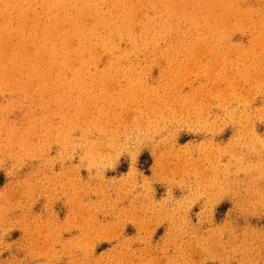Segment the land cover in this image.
Wrapping results in <instances>:
<instances>
[{
	"label": "rangeland",
	"instance_id": "rangeland-1",
	"mask_svg": "<svg viewBox=\"0 0 264 264\" xmlns=\"http://www.w3.org/2000/svg\"><path fill=\"white\" fill-rule=\"evenodd\" d=\"M51 1L0 0V264H264V0Z\"/></svg>",
	"mask_w": 264,
	"mask_h": 264
},
{
	"label": "bare ground",
	"instance_id": "bare-ground-1",
	"mask_svg": "<svg viewBox=\"0 0 264 264\" xmlns=\"http://www.w3.org/2000/svg\"><path fill=\"white\" fill-rule=\"evenodd\" d=\"M8 1V0H7ZM17 1V0H16ZM53 1V0H52ZM51 1V2H52ZM111 1V0H110ZM10 2H11V0H10ZM12 2H13V0H12ZM15 2V1H14ZM24 2V1H23ZM46 2V1H45ZM82 2V1H81ZM84 2H85V0H84ZM89 2V1H88ZM38 3V2H37ZM13 4V3H12ZM45 4V3H44ZM48 4H50V2L48 3ZM7 5H8V2H7ZM45 5H47V3L45 4ZM218 5V4H217ZM220 5V4H219ZM9 6H10V4H9ZM17 6V5H16ZM107 6V5H106ZM105 6V7H106ZM120 6V5H119ZM7 7V6H6ZM11 7V6H10ZM27 7V6H26ZM201 7V6H200ZM221 7V6H220ZM2 8V7H1ZM92 8V7H91ZM7 9H8V7H7ZM12 9V8H11ZM31 9V8H30ZM61 9V8H60ZM10 10V9H9ZM50 10V9H49ZM92 10V9H91ZM7 11V14H8V10H6ZM14 11V10H13ZM12 11V12H13ZM27 12L28 11H30L29 9L28 10H26ZM32 11V10H31ZM219 11V10H218ZM227 11V10H226ZM2 12V11H1ZM3 12H4V10H3ZM11 12V11H10ZM18 12V11H17ZM60 12V11H59ZM5 13V12H4ZM148 13V12H147ZM10 14V13H9ZM12 14V13H11ZM17 14V13H16ZM27 14V13H26ZM32 14V13H31ZM38 14V13H37ZM62 14V13H61ZM6 15V14H5ZM4 15V17H3V19H4V21H5V18H6V16ZM13 15H15V14H13ZM23 15H25V14H23ZM22 15V16H23ZM34 15V14H33ZM39 15V14H38ZM42 15V14H41ZM46 15H48V14H46ZM56 15V14H55ZM8 16H10V15H8ZM12 16V15H11ZM16 16V15H15ZM29 16V15H28ZM44 16L45 15H43V18H44ZM38 17V16H37ZM40 17V16H39ZM57 17V16H56ZM74 17V16H73ZM12 18V17H11ZM28 18V17H27ZM34 18V17H33ZM32 18V19H33ZM229 18H231V17H229ZM0 19H1V15H0ZM3 19H2V21H3ZM9 19H10V17H9ZM25 19H26V17H25ZM40 19V18H39ZM51 19V18H50ZM62 19H64L63 17H62ZM94 19V18H93ZM110 19V18H109ZM92 20V19H91ZM27 21V20H26ZM30 21V20H29ZM28 21V23H29V25L28 26H32V24L30 23ZM48 21H50V20H48ZM47 21V22H48ZM53 21V20H52ZM60 21H64V20H60ZM90 21V20H89ZM6 22V21H5ZM7 22H9V21H7ZM13 22H15V21H13ZM21 22H22V20H21ZM58 22V21H57ZM132 22V21H131ZM3 23V22H2ZM2 23L0 24V26H2ZM27 23V24H28ZM41 23V22H40ZM89 23V22H88ZM104 23V22H103ZM26 24V25H27ZM35 24H36V21H35ZM39 24V23H38ZM38 24H37V26H38ZM45 24V23H44ZM49 24H51L50 26H49ZM53 22L51 23H48V26H44V27H42V28H40L39 29V31H38V33L35 35L36 36V39H30L29 41H27V42H25L24 43V46L23 45H21V43H20V45L18 44V43H15L14 45H12V47L9 49L8 48V46L9 45H7V52L9 53V55L10 54H12V57H13V63H12V68H13V71L14 72H17L18 70V63H24V65L26 66V65H28V66H32L33 68H36V69H39L41 66H43L44 64L46 65V62L48 63V62H50L47 58V55L48 56H50L51 54H54V53H56V50H57V47L58 46H61V53H63L66 57L68 56V54H70V48H71V46H73V45H76V44H74V43H71L72 41H73V37L75 36V33H76V29H75V25H70V26H66V28H64L63 27V23H57V24H53ZM87 24V23H86ZM256 24V23H255ZM4 25V24H3ZM6 25V24H5ZM8 25V24H7ZM16 25V24H15ZM41 25H43V24H41ZM41 25H40V27H41ZM88 25V24H87ZM25 26V25H24ZM28 26H27V28H28ZM30 26V27H31ZM29 27V28H30ZM35 27V26H34ZM63 27V28H62ZM23 28H25V31H26V26L25 27H23ZM28 28V29H29ZM31 28H33V27H31ZM111 28V27H110ZM154 28V27H153ZM98 29V28H97ZM2 30V29H1ZM0 30V31H1ZM22 30V29H21ZM30 31H32V29L30 30ZM29 31V32H30ZM17 31H15V33H16ZM19 32V31H18ZM27 32V31H26ZM28 32V33H29ZM37 32V31H36ZM3 33V32H2ZM15 33H13V34H15ZM21 33H22V31H21ZM28 33H26V34H28ZM35 33V32H34ZM133 33V32H132ZM5 34V33H4ZM10 34H12V33H10ZM18 34V33H17ZM16 34V35H17ZM20 34V33H19ZM31 34H32V32H31ZM9 35V34H8ZM7 35V36H8ZM10 36H12V37H14L15 38V36H13V35H10ZM25 36V35H24ZM125 36V35H124ZM92 37V36H91ZM13 38V39H14ZM16 39V38H15ZM20 39H22V38H20ZM11 40V39H10ZM116 40V39H115ZM114 40V41H115ZM17 41V40H16ZM44 41H49L50 42V44H51V49L50 50H52V52L50 51V50H48L49 52H50V55L47 53V51H46V49H45V47H44V45L45 44H43V42ZM93 41V40H92ZM5 42V41H4ZM9 42V41H8ZM14 42H15V40H14ZM75 42V41H74ZM1 43V42H0ZM10 43H12V41H10ZM71 43V44H70ZM36 44H39V45H42V46H38V45H36ZM79 44V43H78ZM71 45V46H70ZM5 46L6 45H4V48H5ZM48 48V47H47ZM77 48V47H76ZM99 48V47H98ZM73 49V48H72ZM89 49V48H88ZM196 49V48H195ZM207 49V48H206ZM4 50H6V49H4ZM86 50V49H85ZM72 51H74V50H72ZM91 51V50H90ZM96 51H98V50H96ZM106 51V50H105ZM58 52V51H57ZM93 52V51H92ZM100 53H102V52H100ZM99 53V54H100ZM81 54V53H80ZM96 54H98V53H96ZM95 54V55H96ZM55 55H57V54H55ZM63 55V56H64ZM77 55H78V53H77ZM94 55V53H93V55H92V58H93V56H95ZM76 56V55H75ZM81 56V55H80ZM85 56V55H84ZM53 56H51V58H52ZM73 57V56H72ZM96 58H97V56H95ZM100 57V56H99ZM11 58V57H10ZM68 58V57H67ZM80 58V57H79ZM54 59H55V57H54ZM65 59V58H64ZM78 59V58H77ZM95 59V58H94ZM98 60H99V58H97ZM16 60V61H15ZM71 60V59H70ZM75 60V59H74ZM54 61V60H53ZM3 62V61H2ZM51 63H53V62H51ZM56 63V62H55ZM57 64V63H56ZM59 64V63H58ZM44 65V67H46ZM49 65V64H48ZM63 64L61 63V66H62ZM73 65V64H72ZM91 65V64H90ZM22 66V65H21ZM50 66V65H49ZM49 66H48V68H49ZM58 66V65H57ZM69 66H70V64H69ZM63 67V66H62ZM11 68V67H10ZM21 68H23V69H25L24 67H21ZM58 68V67H57ZM56 68V69H57ZM20 69V68H19ZM70 69V68H69ZM22 70V69H21ZM25 70H27V69H25ZM40 70H42V69H40ZM46 70V69H45ZM44 70V71H45ZM49 70V69H48ZM196 71V70H195ZM62 72V71H61ZM11 73L12 72H8V71H4L3 72V74L6 76V77H8L9 75H11ZM25 73H27V72H25ZM30 73V72H29ZM50 73H51V70H50ZM18 74V73H17ZM17 74H16V76H17ZM19 74H21V73H19ZM18 74V75H19ZM13 76H15L14 75V73L12 74ZM12 76V78H16V77H13ZM30 76V75H29ZM4 77V76H3ZM19 77V76H18ZM28 77V76H27ZM37 77V76H36ZM259 77V76H258ZM2 78V77H1ZM28 78H30V77H28ZM31 78H32V76H31ZM37 78H39V76L37 77ZM188 79V78H187ZM255 79V78H254ZM258 79V78H257ZM213 80V79H212ZM250 80V79H249ZM6 81V80H5ZM80 81H82V79L80 80ZM215 81V80H214ZM49 82V81H48ZM11 83H13V81L11 82ZM35 86V85H34ZM215 88V87H214ZM221 88H223V87H221ZM245 89V88H244ZM215 91V90H214ZM216 92V91H215ZM249 98V97H248ZM83 113V112H82ZM113 130H114V128H113ZM83 143V142H82ZM16 144V143H15ZM91 148V147H90ZM95 149V148H94ZM107 153V152H106ZM89 213V212H88ZM72 215V214H71ZM89 217V216H88ZM78 221V220H77ZM77 223V222H76Z\"/></svg>",
	"mask_w": 264,
	"mask_h": 264
}]
</instances>
